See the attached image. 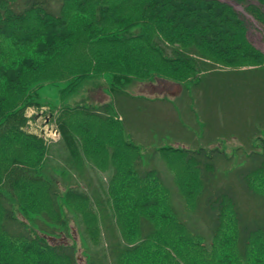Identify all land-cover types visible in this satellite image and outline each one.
Segmentation results:
<instances>
[{"label": "trees", "instance_id": "obj_1", "mask_svg": "<svg viewBox=\"0 0 264 264\" xmlns=\"http://www.w3.org/2000/svg\"><path fill=\"white\" fill-rule=\"evenodd\" d=\"M232 1L264 26V0ZM247 31L240 12L217 0H0V264H77L73 245L45 240L14 213L16 207L39 213L47 202L60 214L59 189L43 173L48 148L28 132V111L42 107L40 88L63 83L65 100L104 75L111 76L113 96L122 93L121 85L152 78L196 86L215 66H264V54L249 43ZM50 112L49 122L68 144L104 141L112 144L114 155L120 142V156L139 153L138 145L125 138L113 101ZM95 125L104 130L94 134ZM260 141V150L251 149L235 169L233 181L221 184L215 160L225 156L217 150L207 155L204 149L171 146L150 155L151 160L160 152L168 163L183 157L193 164L200 188L195 192L179 184L181 197L188 206L194 198L191 209L207 221L209 243L171 205L157 169L139 171L140 154L125 174L115 168L117 182L107 201L124 246L114 250V264H264V193L254 188L264 179ZM129 176L138 180L128 181L131 197L122 199V180ZM65 191L67 204L98 206L92 213L88 207L90 219L101 211L86 192L75 186ZM248 200L262 204L260 213H247ZM94 227L98 237L101 228ZM111 259L112 254L108 263ZM89 264H107V258Z\"/></svg>", "mask_w": 264, "mask_h": 264}, {"label": "rangeland", "instance_id": "obj_2", "mask_svg": "<svg viewBox=\"0 0 264 264\" xmlns=\"http://www.w3.org/2000/svg\"><path fill=\"white\" fill-rule=\"evenodd\" d=\"M236 7L240 8L238 12L246 21L249 43L264 54V26L247 15L241 6L236 4ZM215 67L205 72L196 86L152 78L121 85L122 93L114 96L109 89L110 75L87 83L77 94L65 100L61 99V90L66 87L63 83L40 88L37 101L42 107L28 111V132L40 137L48 148L43 173L59 189L60 214L44 202L41 206L44 210H41L45 216L42 212L28 214L16 207V217L26 227L40 231L45 240L52 237L54 242L73 245L77 264H89L93 258H107V264H114V250L124 244L113 224V208L107 201V191L117 182L114 179L115 168L120 167L125 174V170L133 165L132 157L140 154L142 164L139 171L157 169L161 182L168 189L171 205L189 229L199 233L209 243L211 235L207 221L199 211L191 209L194 198L188 206L181 197L179 184L187 185L195 192L200 188L193 164L183 161V157L168 163L169 159L160 152L151 160L150 155L160 147L171 146L204 149L207 155L217 150L225 156H218L215 160L217 182L221 184L233 181L235 169L245 163L251 149L260 150L259 139L264 141V66L239 69ZM111 101L121 119L116 118L123 122L125 138L139 147V153L133 156H120L124 146L120 142L115 146L114 155L112 144L106 145L104 141L97 144L89 140L87 144L76 137L79 141L68 144L63 139L62 130L49 122V113L54 108L76 104L99 105ZM100 130L104 129L95 125L93 133H100ZM131 179L138 180L133 176L122 180L119 191L122 199L131 197L126 190ZM71 186L99 201L97 203L102 206L97 216L90 219L88 207L92 213L98 206L93 209L87 204L78 207L65 202V190ZM254 188L264 193V179L258 180ZM245 204V210L250 215L260 213L263 208L260 202L254 200ZM61 217L64 222H61ZM95 225L101 228L98 237L92 233ZM92 238L99 243L93 244ZM111 254L112 259L108 263Z\"/></svg>", "mask_w": 264, "mask_h": 264}, {"label": "water", "instance_id": "obj_3", "mask_svg": "<svg viewBox=\"0 0 264 264\" xmlns=\"http://www.w3.org/2000/svg\"><path fill=\"white\" fill-rule=\"evenodd\" d=\"M217 1H220V2L225 3V4H227V5H230V6H232L234 9L237 10L235 4H234L232 1H230V0H217Z\"/></svg>", "mask_w": 264, "mask_h": 264}]
</instances>
